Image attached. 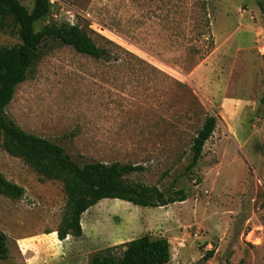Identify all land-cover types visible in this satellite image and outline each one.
<instances>
[{
	"label": "rangeland",
	"instance_id": "obj_1",
	"mask_svg": "<svg viewBox=\"0 0 264 264\" xmlns=\"http://www.w3.org/2000/svg\"><path fill=\"white\" fill-rule=\"evenodd\" d=\"M19 2L32 10L34 0ZM201 3L210 41L197 36ZM53 24L78 25L110 57L46 40L7 118L79 165L142 166L130 182L166 196L182 190L186 200H102L82 215L80 237L59 241L62 183L7 154L0 136V174L25 190L17 201L0 196L9 249L0 264H27V251L36 264H88L144 235L168 240V264H264V0H51L35 30ZM18 44L12 21L0 22V48ZM206 115L215 130L187 172Z\"/></svg>",
	"mask_w": 264,
	"mask_h": 264
},
{
	"label": "trees",
	"instance_id": "obj_2",
	"mask_svg": "<svg viewBox=\"0 0 264 264\" xmlns=\"http://www.w3.org/2000/svg\"><path fill=\"white\" fill-rule=\"evenodd\" d=\"M200 8L203 11L200 17L202 28L197 36L210 41L206 4L201 3ZM50 12L51 0H34L31 11L19 0H0V22L10 19L20 41L16 46L0 48V136L1 148L7 154L21 159L42 180L62 183L66 204L60 225L55 231L58 240L64 241L68 236L80 237L82 215L102 200H119L144 208L184 202L186 196L182 190H173L166 196L156 186L130 182L127 177L144 171L142 166L119 162L79 165L64 148L24 132L7 118L5 110L13 100L16 88L27 80L30 70L41 60L42 46L46 40L72 47L77 53L98 61L110 57V52L98 47L78 25L53 24L36 31L35 25ZM215 126V120L206 115L203 125L191 140L192 157L187 172L192 171L200 161L203 148ZM24 195L22 187L7 181L0 174V196L17 201ZM119 247L122 249L120 254H113L114 248H110L105 255H94L88 264H168L171 259L170 244L165 238L153 239L144 235ZM8 253L7 237L0 231V260H6Z\"/></svg>",
	"mask_w": 264,
	"mask_h": 264
},
{
	"label": "crops",
	"instance_id": "obj_3",
	"mask_svg": "<svg viewBox=\"0 0 264 264\" xmlns=\"http://www.w3.org/2000/svg\"><path fill=\"white\" fill-rule=\"evenodd\" d=\"M51 241H53V240H51ZM24 254V257H25V259H26V262H27V264H36V262H35V259L38 257V256H33L30 252H23ZM61 248H56V254L57 255H61ZM78 259V257L77 258H73L70 262H67V264L69 263V264H71L72 262L73 263H75V261ZM67 261H69L68 259H67Z\"/></svg>",
	"mask_w": 264,
	"mask_h": 264
}]
</instances>
